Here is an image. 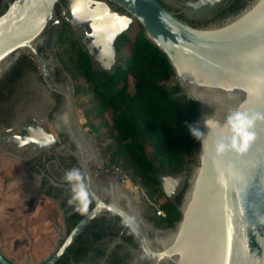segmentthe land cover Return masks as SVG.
<instances>
[{"label": "water", "instance_id": "obj_1", "mask_svg": "<svg viewBox=\"0 0 264 264\" xmlns=\"http://www.w3.org/2000/svg\"><path fill=\"white\" fill-rule=\"evenodd\" d=\"M71 0L63 15L97 63L98 70L111 72L116 65V39L134 21L144 29L145 37L171 64L185 96L197 105L191 127L198 133L197 162L188 172L165 176L162 188L177 204L179 220L172 228L155 231L143 217L139 187L117 181L99 184L92 177L88 161L93 159L101 170V155L94 137H79L74 83L58 84L50 75L57 65L39 53L47 31L57 39L59 20L56 7L60 0H6L7 9L0 15V81L11 71L22 54L31 55L40 67L48 86L63 96L58 113L63 128L72 132L81 149L85 190L94 207L72 228L51 258L55 264L75 239L104 213L120 217L132 232L142 253L151 264H264V119L254 122V137L243 153L231 149L215 151V144L230 137L224 127H210L212 119L224 125L233 111H248L264 116V0H250L237 13L219 23L195 27L164 7L158 0ZM183 7V12L212 16L229 0H169ZM108 3L126 15L114 13ZM134 25H137L134 23ZM50 78V82L47 78ZM84 124L85 120L80 119ZM89 129H86L88 131ZM30 126L22 136L10 135L20 147L37 149L55 142L54 137L38 139ZM3 150L6 151L5 144ZM0 166L19 164L0 156ZM30 176V175H29ZM52 184L54 175L49 174ZM108 198V201H106ZM40 199L46 200L40 195ZM48 201V200H46ZM0 264H16L0 251Z\"/></svg>", "mask_w": 264, "mask_h": 264}, {"label": "flooded vegetation", "instance_id": "obj_2", "mask_svg": "<svg viewBox=\"0 0 264 264\" xmlns=\"http://www.w3.org/2000/svg\"><path fill=\"white\" fill-rule=\"evenodd\" d=\"M70 1L71 0H60V4L56 7V14L59 20L57 39L54 41L52 38L54 33L53 30L50 32L47 31L43 43L39 47L40 54H43L46 59L52 55L54 61L57 63L50 71V75L58 84H66L69 79L73 81L65 66V60L61 56L58 39L62 28L72 30L76 35L71 23L63 15L62 10L63 7H67ZM93 1L102 2L101 0ZM158 1L170 11L176 13L188 24L200 27L211 23L222 22L227 17L231 16L233 11L242 9L250 0H236L234 8L223 13V11L231 5L232 0H229L224 7L213 12L212 16L197 15L191 12L185 13L183 12V7L174 1ZM108 5L114 13L126 15L117 5L112 3H108ZM6 9V0H0V15L4 13ZM132 25L126 32L132 28ZM121 36L116 39L115 47L117 40ZM77 38L79 39L78 36ZM79 41L82 48L88 52L80 39ZM116 50L117 64L119 57L117 47ZM94 63L98 69L97 63L95 61ZM47 79L50 82V78L48 77ZM62 103L63 96L56 93L48 86V82L44 79L38 63L29 54H22L17 59L11 71L0 81V156L2 158H10L12 161L19 164L21 168L30 175L27 182L34 184L37 193L52 204L54 211L51 212L50 216L56 217L57 226H53L52 230L58 237V240L49 251L36 255L26 254V260L24 262H19L18 258L13 259L7 256L3 250L0 249L2 254L16 264H44L54 254L61 244L62 239L68 235L82 217L94 207L93 202L89 199L85 190L79 186L84 176V168L79 159L81 156V149L76 141V136L63 128L59 120L58 113L60 112ZM76 110L78 112L77 102ZM78 125L81 127L78 136H93L96 148L101 155L91 127L86 122L84 124L80 123V118H78ZM30 126L36 128L38 132L36 136L38 139H48L50 136L55 139L54 144L37 149L32 157H29L30 148L27 145L20 147L18 142L6 140V137L10 135H24ZM86 129L89 130L86 131ZM4 144L6 151L2 148ZM88 165L92 177L99 183L95 177V169L97 167L95 161L90 158ZM73 168L78 170L79 178L72 182H68L64 179L65 173ZM50 173L54 175L53 182L58 186L52 184V182L48 180L47 176H49ZM163 180L164 178L162 182ZM181 193L182 192L171 202H175L176 198ZM106 201H108V198H106ZM140 201L144 207V219L148 224H152L154 227V230L149 231L150 238L156 240L155 231L161 232L169 228L165 229L158 227L160 220L159 218H153L152 215L148 213L142 201V195ZM164 216L165 213L163 212L160 217ZM55 264L151 263L142 253L140 246L135 241L132 232L126 227L125 222L114 214L104 213L99 218L93 220L84 229L68 248L67 252L62 255Z\"/></svg>", "mask_w": 264, "mask_h": 264}, {"label": "trees", "instance_id": "obj_3", "mask_svg": "<svg viewBox=\"0 0 264 264\" xmlns=\"http://www.w3.org/2000/svg\"><path fill=\"white\" fill-rule=\"evenodd\" d=\"M235 3L232 0L223 13ZM134 23L138 30L132 32V25L117 40L119 57L111 72L96 68L72 30L62 28L59 45L73 82H82L75 85V96L90 97L78 109H84L98 147L102 146V158L128 176L142 198L150 200L147 210L159 218L158 227L172 228L180 218L177 204L182 193L171 202L163 192L162 179L182 175L197 162L199 143L190 131L197 105L179 96L167 57L147 40L143 27ZM158 209L164 217H157Z\"/></svg>", "mask_w": 264, "mask_h": 264}, {"label": "crops", "instance_id": "obj_4", "mask_svg": "<svg viewBox=\"0 0 264 264\" xmlns=\"http://www.w3.org/2000/svg\"><path fill=\"white\" fill-rule=\"evenodd\" d=\"M29 178L19 167L0 166V247L7 256L41 254L58 240L52 230L56 217L50 216L54 207L40 199Z\"/></svg>", "mask_w": 264, "mask_h": 264}, {"label": "clouds", "instance_id": "obj_5", "mask_svg": "<svg viewBox=\"0 0 264 264\" xmlns=\"http://www.w3.org/2000/svg\"><path fill=\"white\" fill-rule=\"evenodd\" d=\"M258 119H264L260 113H249L248 111H233L231 112L225 120L224 125H219L218 122L208 119L206 123L210 127H224L226 126L231 135L226 140L221 139L215 144V151L217 153H223L225 150L231 149L237 153H243L249 143L254 137L252 132V127L254 122ZM190 131L192 135H196L198 138V133H193V127L190 126ZM79 178L78 170L73 168L65 173L64 179L68 182H72Z\"/></svg>", "mask_w": 264, "mask_h": 264}, {"label": "rangeland", "instance_id": "obj_6", "mask_svg": "<svg viewBox=\"0 0 264 264\" xmlns=\"http://www.w3.org/2000/svg\"><path fill=\"white\" fill-rule=\"evenodd\" d=\"M136 30H138V26L133 24V31L132 32H135ZM60 50H61V56L65 60L66 59V56H65L66 54L63 53V46H60ZM74 84L75 85L76 84L79 85V84H82V82L77 80V81H75ZM75 99H76V102H77V105L78 106L81 105V104H83L84 106H86V104L90 100V97L84 96V95H79V96H75ZM77 115H78V118L84 119L85 122L88 124V121L89 120L84 115V109H78ZM99 150H100V152L102 150V146L100 144H99ZM102 160H103V162L106 163V161H105L104 158H102ZM20 170H23V169L20 168ZM180 177H181V175L177 176L176 177V180H179ZM142 201H143V203H144V205L146 206L147 209L151 206V202H150L149 199L143 197L142 198ZM161 201H163V198H161ZM0 249H3V248L0 247ZM8 256L11 257V258H13V259H15V258L17 259L18 258L19 259V262H24L26 260V254H24L22 251H18L17 254L16 253L15 254L14 253H9Z\"/></svg>", "mask_w": 264, "mask_h": 264}, {"label": "built area", "instance_id": "obj_7", "mask_svg": "<svg viewBox=\"0 0 264 264\" xmlns=\"http://www.w3.org/2000/svg\"><path fill=\"white\" fill-rule=\"evenodd\" d=\"M99 166L101 170H95V177L99 183L102 184L108 181H117L121 184L135 187L131 179L128 178V176H126L119 168H112L103 162V160ZM156 215L157 217H160L162 215V211L158 209Z\"/></svg>", "mask_w": 264, "mask_h": 264}]
</instances>
